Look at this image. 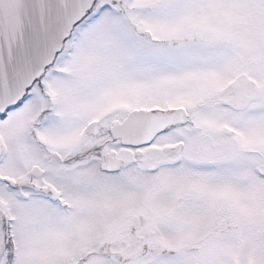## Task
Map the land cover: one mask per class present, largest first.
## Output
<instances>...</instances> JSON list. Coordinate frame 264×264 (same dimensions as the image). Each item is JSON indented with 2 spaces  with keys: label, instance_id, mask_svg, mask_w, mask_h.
Masks as SVG:
<instances>
[{
  "label": "snow or ice",
  "instance_id": "snow-or-ice-1",
  "mask_svg": "<svg viewBox=\"0 0 264 264\" xmlns=\"http://www.w3.org/2000/svg\"><path fill=\"white\" fill-rule=\"evenodd\" d=\"M0 264H264V0H0Z\"/></svg>",
  "mask_w": 264,
  "mask_h": 264
}]
</instances>
